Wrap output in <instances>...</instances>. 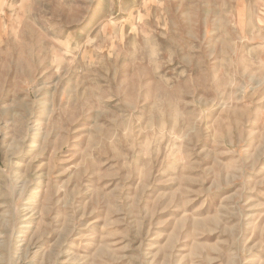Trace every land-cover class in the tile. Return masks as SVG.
I'll list each match as a JSON object with an SVG mask.
<instances>
[{"label":"rangeland","instance_id":"rangeland-1","mask_svg":"<svg viewBox=\"0 0 264 264\" xmlns=\"http://www.w3.org/2000/svg\"><path fill=\"white\" fill-rule=\"evenodd\" d=\"M0 264H264V0H0Z\"/></svg>","mask_w":264,"mask_h":264}]
</instances>
